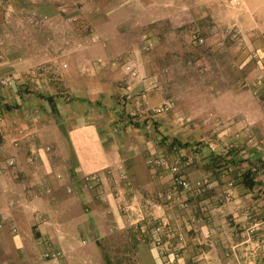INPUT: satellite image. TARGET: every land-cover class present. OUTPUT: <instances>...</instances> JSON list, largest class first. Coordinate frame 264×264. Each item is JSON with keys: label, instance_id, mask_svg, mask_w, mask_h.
<instances>
[{"label": "crops", "instance_id": "1", "mask_svg": "<svg viewBox=\"0 0 264 264\" xmlns=\"http://www.w3.org/2000/svg\"><path fill=\"white\" fill-rule=\"evenodd\" d=\"M0 3V80H12L0 87V159H15L0 172V264H36L44 250L41 238L62 251L63 262L84 264L90 253L72 252L69 237L88 224L96 234L104 224H142L154 233L158 221L182 232L181 238L159 235L169 251L163 257L170 260L225 264L228 251L231 263L255 254L264 241V149L254 148L255 139L264 138V102L252 111L243 95L216 102L222 118L231 115V103L237 106L234 123L222 132L242 127L241 136L253 134L252 148L240 142L242 157L253 162L241 173L250 168L254 185H246L242 174L203 167L195 154L185 173L190 180L204 178L205 186L195 193L175 190L168 168H153L147 158L171 160L188 149L177 147L174 136L155 130L149 120L131 122L115 102L130 92L131 86L123 87L129 79L120 80L113 63L84 62L87 50L69 52L62 12L49 0ZM4 102L15 107L6 109ZM20 126L31 136L19 138ZM260 164L263 169L257 170ZM96 171L102 173L100 190L82 186L80 177ZM40 183L49 191L42 192ZM169 191L174 199L163 203Z\"/></svg>", "mask_w": 264, "mask_h": 264}, {"label": "rangeland", "instance_id": "2", "mask_svg": "<svg viewBox=\"0 0 264 264\" xmlns=\"http://www.w3.org/2000/svg\"><path fill=\"white\" fill-rule=\"evenodd\" d=\"M49 1L62 12V23L68 29L63 44L69 52L87 50L91 53H86L84 62L113 63L120 80L129 79L123 87L131 86L130 92L121 93L116 104L134 124L149 120L155 130L174 136L177 147L188 149L177 155L185 170L195 154L205 161L203 167L218 173L241 175L253 163L241 151L243 143L252 148L253 134L241 136L242 127L222 132L234 123L230 121L238 114L237 106L231 103V115L222 118L216 102L222 96L243 95L251 111L253 105L258 108L264 102V0ZM60 20L59 16V25ZM126 64L135 75L126 71ZM147 98L152 101L147 103ZM160 106L166 108L158 112ZM104 225L100 234L88 224L69 237L72 252L90 253L91 259L84 264L189 263L163 257L169 251L161 247L162 236L182 237V232H173L167 224L157 233H147L142 224ZM259 249L263 254L264 241ZM259 249L254 255L247 252L233 258L235 264H264V256H257ZM229 252L223 255L225 264L234 263L228 259ZM61 259L40 255L36 264H80Z\"/></svg>", "mask_w": 264, "mask_h": 264}, {"label": "built area", "instance_id": "3", "mask_svg": "<svg viewBox=\"0 0 264 264\" xmlns=\"http://www.w3.org/2000/svg\"><path fill=\"white\" fill-rule=\"evenodd\" d=\"M125 69L128 73L131 75H135V70H133V67L130 64L125 65ZM2 85H10L12 83L11 78L9 77H4L0 80ZM166 108L165 106H160L157 108V111L160 112ZM34 111H37V109H34ZM17 134L19 138H25V137H30L31 133H29L26 128L24 127H19L17 129ZM254 147L256 150H263L264 149V138H261L257 140L254 144ZM46 151H50V147L46 146L45 148ZM147 163L153 167H161V166H166L168 170L170 171L171 174V182L173 185V188L175 190H180L183 192H191L195 193L200 191L206 184V180L204 178H199L196 180H190L188 176L185 173V168H184V163L179 162V156H174V158L171 161H168L164 158H155V157H148L147 158ZM15 165V159L14 157L6 158V159H0V172H2L5 169L12 168ZM107 173H111L110 169H107ZM121 177H126L125 172H120ZM57 177H60V175H57ZM80 182L82 186L86 188H92V189H97V191L100 190L101 188V183H102V173L101 172H90L83 174L80 177ZM39 189L42 192H47L49 191V187L46 184L40 183L39 184ZM66 189L70 192L73 189L72 185H67ZM35 196V194L33 195ZM173 192L169 191L163 194V203L171 202L173 201ZM163 223L161 221H158L154 225V232H160L163 230ZM157 244H159V239H156ZM40 243L43 244L44 250L42 253L43 258L45 259H58L62 256V251L59 248H55L53 244L45 239L41 238Z\"/></svg>", "mask_w": 264, "mask_h": 264}, {"label": "trees", "instance_id": "4", "mask_svg": "<svg viewBox=\"0 0 264 264\" xmlns=\"http://www.w3.org/2000/svg\"><path fill=\"white\" fill-rule=\"evenodd\" d=\"M3 106L6 108V109H12L14 108L15 106L12 105V104H7L6 102L3 103ZM172 143L169 144V146H171ZM183 147H187L188 144H182ZM250 168H247L246 171L242 174L243 178L242 180L244 181V183L248 186H252L254 185V181H252V179L249 177V175L251 174L250 173Z\"/></svg>", "mask_w": 264, "mask_h": 264}]
</instances>
